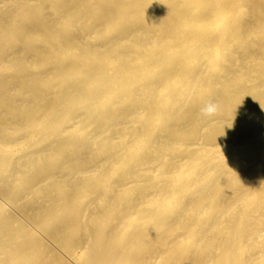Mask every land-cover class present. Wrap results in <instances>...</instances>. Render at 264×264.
<instances>
[{"label": "bare ground", "instance_id": "1", "mask_svg": "<svg viewBox=\"0 0 264 264\" xmlns=\"http://www.w3.org/2000/svg\"><path fill=\"white\" fill-rule=\"evenodd\" d=\"M0 264H264V0H0Z\"/></svg>", "mask_w": 264, "mask_h": 264}, {"label": "clouds", "instance_id": "2", "mask_svg": "<svg viewBox=\"0 0 264 264\" xmlns=\"http://www.w3.org/2000/svg\"><path fill=\"white\" fill-rule=\"evenodd\" d=\"M218 110V105L214 102H207L201 109V115L205 116V117H211L213 115H215V113Z\"/></svg>", "mask_w": 264, "mask_h": 264}]
</instances>
